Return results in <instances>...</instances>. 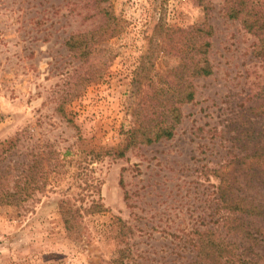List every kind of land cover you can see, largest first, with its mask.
I'll return each instance as SVG.
<instances>
[{
  "label": "rangeland",
  "instance_id": "rangeland-1",
  "mask_svg": "<svg viewBox=\"0 0 264 264\" xmlns=\"http://www.w3.org/2000/svg\"><path fill=\"white\" fill-rule=\"evenodd\" d=\"M95 2L0 0V153L18 136L8 158L32 164L40 187L24 209L0 205V264H108L124 246L140 264H192L191 232L217 226L213 169L238 153L241 125H264V56L240 20L224 15V0H110L101 5L123 19L121 33L78 58L64 42L100 25ZM159 19L210 23L212 72L195 79L170 139L123 149L131 78ZM176 62L160 54L153 70ZM63 198L104 207L81 211L77 239L64 229ZM253 221L263 245L264 219Z\"/></svg>",
  "mask_w": 264,
  "mask_h": 264
},
{
  "label": "trees",
  "instance_id": "trees-1",
  "mask_svg": "<svg viewBox=\"0 0 264 264\" xmlns=\"http://www.w3.org/2000/svg\"><path fill=\"white\" fill-rule=\"evenodd\" d=\"M102 1L110 0L95 2L98 14L102 16L100 25L90 32L72 33L64 42L78 58L86 59L98 45L119 35L124 27L123 19L115 14L111 3L101 5ZM223 13L229 19L240 20L244 29L257 39L253 53L264 56V2L224 0ZM212 35L213 27L206 20L185 27L170 26L162 19L155 23L147 52L140 57L131 78L135 92L129 111L131 124L123 131V149L137 144L149 145L174 135L183 117L182 106L195 98V79L212 72L209 59ZM160 54L177 59L176 64L162 74L153 70ZM251 124L248 127L241 125L234 136L239 150L233 160L213 169L214 176L218 178L215 186L218 217L213 221L217 226L196 228L191 232L189 244L196 256L190 261L192 264H261L264 261V244L259 245L255 236L260 229L253 221L254 218L264 219V167L258 166V163L264 164V125ZM18 141L16 136L10 147ZM8 148L0 153V205L24 209L40 187H35L32 181L35 174V169H31L33 165L13 163L8 158ZM33 156L41 159L42 152ZM239 181L244 183L246 193L239 190ZM58 208L64 229L71 239L81 235L82 210L87 213L104 210L103 205L94 199L82 209L71 203L70 198H63ZM255 247H261L262 253ZM108 264L140 263L130 248L124 246L117 250Z\"/></svg>",
  "mask_w": 264,
  "mask_h": 264
}]
</instances>
